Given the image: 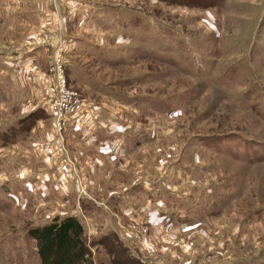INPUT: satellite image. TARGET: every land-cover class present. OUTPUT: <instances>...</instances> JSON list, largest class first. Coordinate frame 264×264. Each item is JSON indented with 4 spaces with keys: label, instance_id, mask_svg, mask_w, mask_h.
<instances>
[{
    "label": "rangeland",
    "instance_id": "1",
    "mask_svg": "<svg viewBox=\"0 0 264 264\" xmlns=\"http://www.w3.org/2000/svg\"><path fill=\"white\" fill-rule=\"evenodd\" d=\"M66 215L93 264H264V0H0V264Z\"/></svg>",
    "mask_w": 264,
    "mask_h": 264
},
{
    "label": "trees",
    "instance_id": "2",
    "mask_svg": "<svg viewBox=\"0 0 264 264\" xmlns=\"http://www.w3.org/2000/svg\"><path fill=\"white\" fill-rule=\"evenodd\" d=\"M27 236L36 241L39 264H93L83 227L75 215L55 216L31 226Z\"/></svg>",
    "mask_w": 264,
    "mask_h": 264
},
{
    "label": "built area",
    "instance_id": "3",
    "mask_svg": "<svg viewBox=\"0 0 264 264\" xmlns=\"http://www.w3.org/2000/svg\"><path fill=\"white\" fill-rule=\"evenodd\" d=\"M61 59V54L57 51L51 60V69L54 73L55 81L52 95V107L55 110V120L58 124L64 115L73 112L78 103V98L75 93L67 86Z\"/></svg>",
    "mask_w": 264,
    "mask_h": 264
}]
</instances>
